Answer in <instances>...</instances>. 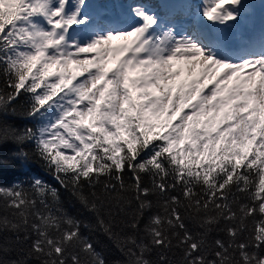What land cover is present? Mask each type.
Masks as SVG:
<instances>
[{"label":"snow or ice","instance_id":"1","mask_svg":"<svg viewBox=\"0 0 264 264\" xmlns=\"http://www.w3.org/2000/svg\"><path fill=\"white\" fill-rule=\"evenodd\" d=\"M253 10L0 0V174L35 157L59 185L0 182V264H264V34L228 45Z\"/></svg>","mask_w":264,"mask_h":264},{"label":"trees","instance_id":"2","mask_svg":"<svg viewBox=\"0 0 264 264\" xmlns=\"http://www.w3.org/2000/svg\"><path fill=\"white\" fill-rule=\"evenodd\" d=\"M0 81H2V77H0ZM13 107L16 109V112L10 118L9 123H12L20 128H23L25 126L33 127L36 124V121L32 120L26 115V111L30 107V97L25 95L18 98L16 104ZM14 147L15 145H7L4 149L5 154ZM34 150V144H28L25 147V151H28L29 153L34 152ZM32 160L33 162L29 165H22L20 162L14 161L11 166L5 168L2 174H0V182L10 183L16 179L27 182L33 176H40L47 182L53 184L56 187H59V185L56 183L47 169L36 162L35 157H32ZM65 203L70 207V210L74 214H80L84 216L86 223H89L90 225L89 229L85 230L86 235L91 236V238L98 245L99 250L102 251L103 255L111 260L112 256L115 255V250L112 247L111 241H109L101 231L94 227V218L85 213L84 210L78 204L74 203L71 199H66ZM171 255L172 254H170V256ZM175 255L178 256L179 253H175Z\"/></svg>","mask_w":264,"mask_h":264},{"label":"bare ground","instance_id":"3","mask_svg":"<svg viewBox=\"0 0 264 264\" xmlns=\"http://www.w3.org/2000/svg\"><path fill=\"white\" fill-rule=\"evenodd\" d=\"M254 1L255 0H250V3L254 5ZM261 18L262 15L257 11L254 5L253 15L251 19L246 24L238 28H235L228 33L229 35L228 45L231 46L230 48L233 51L238 52L242 47L246 46L248 43L257 41L261 37V33H262L261 32L262 28L260 27ZM254 27H257L258 29L252 31ZM250 33L252 34V40L249 42L247 40V37ZM236 42H239V47L235 50L233 49V44Z\"/></svg>","mask_w":264,"mask_h":264},{"label":"rangeland","instance_id":"4","mask_svg":"<svg viewBox=\"0 0 264 264\" xmlns=\"http://www.w3.org/2000/svg\"><path fill=\"white\" fill-rule=\"evenodd\" d=\"M149 2L158 3L159 0H149ZM195 2L200 3L201 0H195ZM254 5H255L257 11L262 15L261 24H260V27L262 28V31H261L262 33L261 32L260 33L262 35V34H264V0H255ZM257 29H258L257 27H254L252 31L257 30ZM251 40H252V36H251V39L248 41L250 42ZM229 47H231V46H229Z\"/></svg>","mask_w":264,"mask_h":264}]
</instances>
